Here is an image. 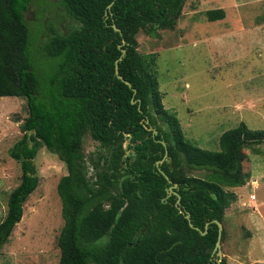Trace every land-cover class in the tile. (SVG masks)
<instances>
[{
	"label": "trees",
	"instance_id": "trees-1",
	"mask_svg": "<svg viewBox=\"0 0 264 264\" xmlns=\"http://www.w3.org/2000/svg\"><path fill=\"white\" fill-rule=\"evenodd\" d=\"M30 2L0 0V97L25 99L28 112L9 148L21 175L0 220V252L38 186L34 162L43 148L66 169L56 184L58 264H219L211 255L218 235L212 220L223 223L233 189L245 184L243 148L264 144V129L240 121L209 150L188 140L163 107L153 59L139 53L136 35L173 29L185 0H59L77 24L44 42L56 60L44 87L27 49ZM205 15L221 20L225 11ZM116 60L124 81L114 73ZM86 134L98 142L96 157L84 153ZM160 170L177 183L173 192ZM224 236L223 228L221 242Z\"/></svg>",
	"mask_w": 264,
	"mask_h": 264
},
{
	"label": "rangeland",
	"instance_id": "rangeland-1",
	"mask_svg": "<svg viewBox=\"0 0 264 264\" xmlns=\"http://www.w3.org/2000/svg\"><path fill=\"white\" fill-rule=\"evenodd\" d=\"M219 7L225 17L208 21L206 10ZM23 14L27 49L44 87L56 62L45 55L44 42L77 22L59 0H31ZM255 26L258 30L253 31ZM136 38L139 53L153 59L163 107L175 113L188 140L217 150L220 134L240 121L264 129V0H185L173 29H159L156 35L140 31ZM27 113L25 99L0 97V220L20 179L9 148L20 138L19 125ZM83 148L87 156L101 152L88 134ZM34 164L38 186L27 196L21 220L2 246L0 264H58L63 219L56 184L66 169L55 153L43 148ZM243 168L244 188L233 189L236 198L224 211L221 256L226 264H264V144L243 148Z\"/></svg>",
	"mask_w": 264,
	"mask_h": 264
},
{
	"label": "water",
	"instance_id": "water-1",
	"mask_svg": "<svg viewBox=\"0 0 264 264\" xmlns=\"http://www.w3.org/2000/svg\"><path fill=\"white\" fill-rule=\"evenodd\" d=\"M110 6H111V4H108L107 8H110ZM112 26H113L114 30H119L115 25H112ZM123 43H124V41H123ZM124 51L125 50L122 49V55L124 54ZM117 62H118V60L115 61L114 73H115V75H116L117 78L123 80L122 77H121V75L118 73V65H117ZM125 83L127 85H130V83L128 81H125ZM134 92H135V90H134ZM132 102H134V101H132ZM154 132L156 133V130H154ZM165 157H166V153L164 154V156H163V158L161 160H159V161L156 162V164L161 163L165 159ZM160 172L167 178V176L165 175V173L162 170H160ZM167 180L170 183V186L168 187V192L171 193V192H173V188H176L177 187V183H172L171 180L168 179V178H167ZM178 200H179V197L177 198V202H178ZM186 217L189 220V215L188 214H186ZM212 221L214 223H216V225L218 227V235H217V240L215 242V246H214V248L212 250L211 255L212 256L213 255L216 256L218 263L221 264V262H220L221 259H222V256H221V231H222L223 227H222V223L220 221H218L216 219H214ZM201 233L204 234V231H202Z\"/></svg>",
	"mask_w": 264,
	"mask_h": 264
},
{
	"label": "crops",
	"instance_id": "crops-1",
	"mask_svg": "<svg viewBox=\"0 0 264 264\" xmlns=\"http://www.w3.org/2000/svg\"><path fill=\"white\" fill-rule=\"evenodd\" d=\"M252 29H253V31H255L256 29L258 30V27L257 26H255V27H252ZM5 97V96H4ZM14 97V96H13ZM242 188H244V185H242V186H239V187H236V188H234V190H237V189H242Z\"/></svg>",
	"mask_w": 264,
	"mask_h": 264
}]
</instances>
